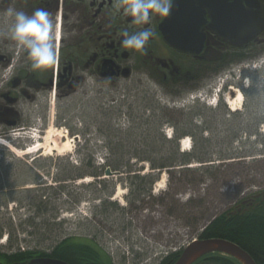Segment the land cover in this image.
Here are the masks:
<instances>
[{
    "label": "rangeland",
    "instance_id": "374dc122",
    "mask_svg": "<svg viewBox=\"0 0 264 264\" xmlns=\"http://www.w3.org/2000/svg\"><path fill=\"white\" fill-rule=\"evenodd\" d=\"M261 49L250 55L256 59L245 61L257 66L244 75L236 111L226 102L231 92L219 100L218 81L211 89L169 92L144 76L142 85L127 80L120 92L95 90L64 100L53 107V122L43 132L35 125L9 127L7 136L0 132L5 142L0 144V250L50 252L71 236L95 240L105 264H159L242 198L264 193ZM203 90L205 100L190 99ZM196 124L211 130H195L204 139L196 152L189 135L192 147L185 152L205 162L183 165L180 140L187 135L177 141L178 153L176 142L163 138L175 136L176 129L192 131ZM50 127L72 139L71 151L32 150L44 142L36 136L44 137ZM107 159L131 168L105 176L99 167ZM78 176L91 180L84 183Z\"/></svg>",
    "mask_w": 264,
    "mask_h": 264
},
{
    "label": "flooded vegetation",
    "instance_id": "af4514ba",
    "mask_svg": "<svg viewBox=\"0 0 264 264\" xmlns=\"http://www.w3.org/2000/svg\"><path fill=\"white\" fill-rule=\"evenodd\" d=\"M175 1L169 0L171 7ZM192 1L196 7L201 2ZM209 2L198 8L203 11L199 36L195 38L200 50L181 51L165 38L167 17L134 24L133 18L123 13L120 0H0V132L7 136L9 127L25 129L30 125L43 132L53 122V107L64 100L95 90L120 92L125 81L142 85L144 76L169 92L211 89V83L218 81L223 89L219 100L225 98V91L234 98L236 90L245 87L248 68H253L245 61L256 59L250 55L264 48V29L250 40L235 44L227 39L226 28L233 18H239L241 8L251 9L248 3L258 2L264 20V0H219V5ZM10 8L28 15L42 8L51 14L57 51L54 64L40 71L31 69L27 52L17 47L8 34L13 18L5 13ZM124 30H151L155 35L144 50L136 51L122 46ZM244 53L247 57L241 58ZM64 240L68 244L62 248L79 241L71 236ZM91 242L97 246L95 240Z\"/></svg>",
    "mask_w": 264,
    "mask_h": 264
},
{
    "label": "trees",
    "instance_id": "16d2710c",
    "mask_svg": "<svg viewBox=\"0 0 264 264\" xmlns=\"http://www.w3.org/2000/svg\"><path fill=\"white\" fill-rule=\"evenodd\" d=\"M241 58L247 57V55L241 54ZM200 125L192 131L179 132L176 129L175 136L168 140L163 138L165 142H176L177 153L178 143L184 135H191L194 140V151H198L203 145L204 140L202 137H198L200 132L205 130H211ZM195 130H198L197 132ZM207 140V139H205ZM202 143V144H201ZM204 146V145H203ZM183 152L180 156L183 157V165L192 163V159L198 162L204 163L205 160L200 156L195 157V153ZM143 160H146L143 158ZM155 166V165H154ZM106 167H110L113 170H119L122 167L131 168V166H122L117 160L107 159L105 166L99 167L100 171H104ZM168 166L162 164L161 168H167ZM170 167H173L171 165ZM98 172L93 173V176L97 177ZM100 176V175H99ZM98 176V177H99ZM86 176H78V179H82ZM139 178V177H135ZM154 179L150 180L149 188L153 184ZM209 238H222L238 244L244 250H246L256 261L257 264H264V193H255L250 197L242 198L238 201L232 209L226 211L205 225L200 232L197 239H209ZM74 244H69L65 248V244H68V240H63L61 243L55 245L53 251L48 253L47 251H38L32 249L21 250L18 249L14 252H5L0 250V264H27L28 260L35 256H50L56 259H60L68 262L69 264H105V254L98 249V247L87 239H79ZM181 252L169 254L168 258L161 264H174L178 259ZM196 264H240L235 258L225 255L208 256L201 259Z\"/></svg>",
    "mask_w": 264,
    "mask_h": 264
},
{
    "label": "water",
    "instance_id": "95a60500",
    "mask_svg": "<svg viewBox=\"0 0 264 264\" xmlns=\"http://www.w3.org/2000/svg\"><path fill=\"white\" fill-rule=\"evenodd\" d=\"M196 7L192 0H176L171 7V13L163 26L166 40L181 51H199L200 45L195 41L199 36L200 23L203 11L198 9L205 6L206 0H200ZM208 1V0H207ZM209 4L219 5V0H209ZM218 1V2H216ZM227 1V0H226ZM253 1V0H247ZM250 10L241 8L227 26V39L235 44L248 41L264 29V20L261 18V7L256 3H248ZM175 24V26H174ZM233 98V96H232ZM120 174L107 168L106 176ZM222 254L235 258L240 264H257L253 257L238 244L222 238L198 239L191 242L179 255L174 264H195L209 255ZM27 264H69L66 261L50 256H35Z\"/></svg>",
    "mask_w": 264,
    "mask_h": 264
},
{
    "label": "clouds",
    "instance_id": "9594fccd",
    "mask_svg": "<svg viewBox=\"0 0 264 264\" xmlns=\"http://www.w3.org/2000/svg\"><path fill=\"white\" fill-rule=\"evenodd\" d=\"M120 3L123 13L132 17V22L138 25L150 23L153 17L166 18L171 13L169 0H120ZM5 15L13 18L8 33L10 39L27 52L33 71L44 70L56 62L57 51L52 38L53 22L47 10L38 8L28 15L24 11L10 8ZM122 35L123 47L142 51L155 33L151 30H124Z\"/></svg>",
    "mask_w": 264,
    "mask_h": 264
},
{
    "label": "bare ground",
    "instance_id": "6f19581e",
    "mask_svg": "<svg viewBox=\"0 0 264 264\" xmlns=\"http://www.w3.org/2000/svg\"><path fill=\"white\" fill-rule=\"evenodd\" d=\"M235 95H236L235 98H232V97L230 98L229 97V99H228L229 101H227V103L230 105L232 110L236 111L242 105L243 93H242L241 90L238 89V90H236V94ZM36 137H39L40 140H44V142L41 143V141H39V139L38 140L36 139V142L39 141L40 143L36 147H33L34 149H32V150H43L44 154L51 155L53 152H58L59 154H63L65 151L69 152L72 149V148H70V144H69L72 139L70 137L68 138L67 134H65V132L62 129H58V128H55V127H53V128L50 127V129H48V131L44 135V137L43 136L41 137L40 135H38ZM36 137H34V138H36ZM64 139H66V141H64ZM184 139H186V137H184ZM0 144H5L3 138H1V137H0ZM191 144H192L191 142L189 144V140L188 139L183 141L182 150L183 151H189L191 149ZM14 151H17V150H14ZM23 152L28 154V152H30V151H23ZM90 180L91 179L87 176V178L82 179L81 182L85 183V182H89ZM118 193L119 194L122 193L120 189H119Z\"/></svg>",
    "mask_w": 264,
    "mask_h": 264
}]
</instances>
